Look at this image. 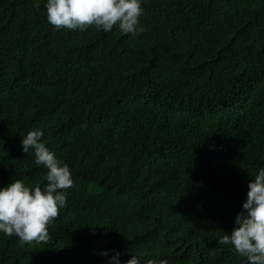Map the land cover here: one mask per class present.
Wrapping results in <instances>:
<instances>
[{
	"label": "trees",
	"instance_id": "1",
	"mask_svg": "<svg viewBox=\"0 0 264 264\" xmlns=\"http://www.w3.org/2000/svg\"><path fill=\"white\" fill-rule=\"evenodd\" d=\"M0 264H264V0H0Z\"/></svg>",
	"mask_w": 264,
	"mask_h": 264
}]
</instances>
